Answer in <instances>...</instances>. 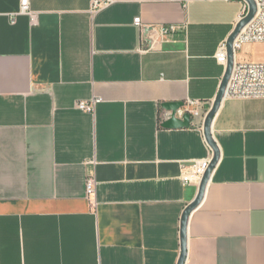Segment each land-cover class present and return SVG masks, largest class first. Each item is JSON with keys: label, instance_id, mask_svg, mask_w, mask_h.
Here are the masks:
<instances>
[{"label": "crops", "instance_id": "0c3cea01", "mask_svg": "<svg viewBox=\"0 0 264 264\" xmlns=\"http://www.w3.org/2000/svg\"><path fill=\"white\" fill-rule=\"evenodd\" d=\"M94 1L29 0L31 15L0 0V264L179 263L200 186L182 164L211 148L199 117L163 126L164 103L213 106L226 71L216 52L245 1L114 0L93 12ZM137 17L187 28L142 51ZM263 44L236 60L264 61ZM95 97L94 112L77 108ZM212 132L220 159L190 215L185 264H264V98L224 99Z\"/></svg>", "mask_w": 264, "mask_h": 264}, {"label": "built area", "instance_id": "2783aa9c", "mask_svg": "<svg viewBox=\"0 0 264 264\" xmlns=\"http://www.w3.org/2000/svg\"><path fill=\"white\" fill-rule=\"evenodd\" d=\"M245 1V0H244ZM257 6L253 19L241 30L234 41L235 55L248 43H264V0H254ZM114 0H95L92 4L93 12L111 5ZM20 13L33 15L29 0H22ZM248 13V3L245 1V12L242 18ZM135 24L141 28V40L143 44H148L141 48L142 51H148L155 48L157 42H161L166 36L175 34L187 28V24H158L145 25L141 17L135 18ZM153 29V33L149 30ZM216 58L218 62L227 66L228 63V45L227 40L222 41L217 49ZM226 98H264V61H237L235 60L231 77L229 79L226 91ZM101 98H92L89 100H79L77 108L94 112L96 105ZM210 103V104H209ZM207 104L209 106H207ZM212 108V103L199 99L188 98L182 107L176 112L175 116L184 117L187 113L192 118L199 117L204 124L207 114ZM173 114L172 111L163 112L165 120ZM210 146V145H209ZM211 148V146H210ZM213 158V149L210 156L202 159L192 160L189 163L182 164V179L188 184L200 185L203 176L210 167ZM87 191L91 195L96 191V181L94 178L87 180Z\"/></svg>", "mask_w": 264, "mask_h": 264}, {"label": "water", "instance_id": "95a60500", "mask_svg": "<svg viewBox=\"0 0 264 264\" xmlns=\"http://www.w3.org/2000/svg\"><path fill=\"white\" fill-rule=\"evenodd\" d=\"M248 3V13L244 18H242L236 25L233 32L230 34L227 39L228 45V63L226 66V71L220 86L219 93L215 99V102L210 109L204 123V133L208 144L213 149V158L210 164V167L203 176L197 197L185 208L182 222H181V256L178 264H185L188 252V223L191 213L200 205L205 197L208 183L211 179L213 170L215 169L219 159H220V149L213 136L212 125L215 115L217 114L222 101L225 99V91L229 82V79L232 74L233 66L235 63V50H234V41L237 38L241 30L253 19L256 13V3L254 0H245ZM150 33H153V29L149 30ZM184 105V102H165L164 108L167 111H172L173 114L164 121L163 126L167 128H179L189 126L192 120L191 114L187 113L184 117L175 116V112Z\"/></svg>", "mask_w": 264, "mask_h": 264}, {"label": "rangeland", "instance_id": "374dc122", "mask_svg": "<svg viewBox=\"0 0 264 264\" xmlns=\"http://www.w3.org/2000/svg\"><path fill=\"white\" fill-rule=\"evenodd\" d=\"M263 44V43H262ZM261 48H264V44L262 45V47Z\"/></svg>", "mask_w": 264, "mask_h": 264}]
</instances>
